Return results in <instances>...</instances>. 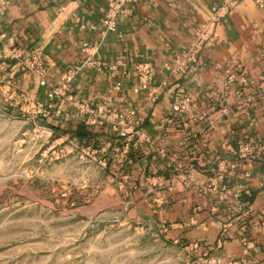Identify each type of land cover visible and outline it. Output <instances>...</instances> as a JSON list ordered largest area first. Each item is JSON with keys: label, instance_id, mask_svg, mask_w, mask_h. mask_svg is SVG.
<instances>
[{"label": "crops", "instance_id": "0c3cea01", "mask_svg": "<svg viewBox=\"0 0 264 264\" xmlns=\"http://www.w3.org/2000/svg\"><path fill=\"white\" fill-rule=\"evenodd\" d=\"M110 1L9 0L0 17L4 90L29 105L52 104V114L60 109L69 134L86 106L118 115L84 126L97 141L118 147L114 177L134 219L204 264H264V0L235 6L216 28L218 45L197 53L177 77H165L163 66L184 59L225 0H113L120 3L113 31L106 23ZM34 51L47 85L58 87L73 72L72 103L67 93L48 100L49 86H39L32 69H20ZM118 60L122 90L115 93L108 67ZM143 63L155 70L153 105L137 88L134 69ZM182 96L190 108L175 113ZM130 112L136 127L125 120ZM120 132L131 140L126 152ZM244 146L253 147L251 162L239 157Z\"/></svg>", "mask_w": 264, "mask_h": 264}, {"label": "rangeland", "instance_id": "374dc122", "mask_svg": "<svg viewBox=\"0 0 264 264\" xmlns=\"http://www.w3.org/2000/svg\"><path fill=\"white\" fill-rule=\"evenodd\" d=\"M115 147L0 83V264H204L129 213Z\"/></svg>", "mask_w": 264, "mask_h": 264}, {"label": "built area", "instance_id": "2783aa9c", "mask_svg": "<svg viewBox=\"0 0 264 264\" xmlns=\"http://www.w3.org/2000/svg\"><path fill=\"white\" fill-rule=\"evenodd\" d=\"M66 1V0H63ZM137 0H128V3L134 4ZM243 0H225L221 7H214L212 9L214 16L213 19L206 25L201 27V29L196 33L195 39L192 42V47L190 51L186 53V56L183 60L176 59L173 65H164L162 69V73L166 75L165 77H177L183 76L187 72L186 63L194 59V57L205 48H214L219 43L218 33L216 28L220 25L221 21L225 16ZM254 3L258 6L262 5L261 0H253ZM120 3H117L113 0L109 2V12L106 15V23L109 31H113L115 29V19L116 12L119 10ZM9 7V0H0V17L5 14V11ZM83 50L88 49V46L85 44L82 46ZM22 55H16L18 60L22 59ZM31 62L21 61L20 69H32L35 76L39 80V86L46 87L49 86V92L47 94V99L57 100L64 96L67 93V96L64 98L67 99V103H72V97L69 95V86L73 77V72L69 71L64 77L62 81V85L58 87L47 85L45 81L46 69L40 64V54L37 51L31 53L30 56ZM120 61L118 60L112 66L108 67L109 78L114 81L112 86V91L115 93H119L122 90V84L116 78V69ZM135 78L137 82L138 90L144 95V101L146 104L153 105L158 100V92L159 88L153 85L155 78V70L151 66V64L143 63L139 64L134 69ZM167 79V78H166ZM165 81L162 82V85H165ZM190 99L186 96H182L172 107V111L175 113H186L190 108ZM60 105V104H59ZM35 107L39 110V112L46 113L47 111L54 109V105L48 104L46 108H44L41 104L35 105ZM60 108V106H59ZM86 113L82 118V123L87 127H100L104 122H107L110 117L118 115L112 114L108 109L103 106H96L93 109L86 106ZM56 114H60V109L56 110ZM118 118V117H117ZM125 120L130 125V127H136L139 125V121L136 119L133 112H130ZM119 138L125 140L123 145V150L126 152L129 148V144L131 140H129V136L125 132L119 133ZM252 146H244L239 150V157L241 159H247L252 161L255 159V156L252 153ZM252 163H249V167H251Z\"/></svg>", "mask_w": 264, "mask_h": 264}, {"label": "trees", "instance_id": "16d2710c", "mask_svg": "<svg viewBox=\"0 0 264 264\" xmlns=\"http://www.w3.org/2000/svg\"><path fill=\"white\" fill-rule=\"evenodd\" d=\"M71 136L74 137L78 142H83L92 138V134L89 133V131L86 129V127L83 124H78L75 131L71 133ZM251 201H252V197L248 199L249 203Z\"/></svg>", "mask_w": 264, "mask_h": 264}]
</instances>
